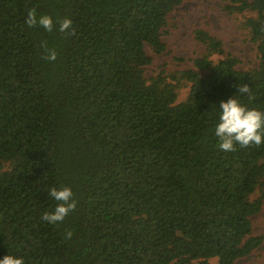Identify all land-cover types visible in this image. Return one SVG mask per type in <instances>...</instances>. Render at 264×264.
Here are the masks:
<instances>
[{"label": "trees", "instance_id": "16d2710c", "mask_svg": "<svg viewBox=\"0 0 264 264\" xmlns=\"http://www.w3.org/2000/svg\"><path fill=\"white\" fill-rule=\"evenodd\" d=\"M183 2L0 0V259L237 264L262 245L253 219L264 205V143L223 151L215 128L230 98L264 111V0L226 7L256 14L243 28L257 69H237L233 55L214 62L223 42L198 29L206 53L195 69L147 78L146 48L167 53L169 16ZM32 8L53 18L52 32L27 26ZM65 18L75 35L59 31ZM45 41L55 61L43 58ZM240 84L251 92L238 94ZM63 186L77 207L43 220L59 203L50 190Z\"/></svg>", "mask_w": 264, "mask_h": 264}, {"label": "rangeland", "instance_id": "374dc122", "mask_svg": "<svg viewBox=\"0 0 264 264\" xmlns=\"http://www.w3.org/2000/svg\"><path fill=\"white\" fill-rule=\"evenodd\" d=\"M231 4L230 0H184L169 16L167 34L163 37L167 44V53L154 55L147 46L146 51L154 56V62L145 68V76L150 78L161 72L171 75L177 71L195 69L193 61L206 53V47L195 37L198 29L208 31L223 42V54L213 55L211 59L214 62L233 55L239 60L237 69H257L260 64L257 46L251 41L249 31L243 28L246 19L255 17L256 14L251 11L230 13L226 7ZM201 73L205 75V72ZM189 91L190 84L182 82L177 103L185 101ZM253 222V235L264 236V205ZM215 263L216 260L213 259L209 264ZM237 264H264V241L255 252L240 259Z\"/></svg>", "mask_w": 264, "mask_h": 264}, {"label": "clouds", "instance_id": "9594fccd", "mask_svg": "<svg viewBox=\"0 0 264 264\" xmlns=\"http://www.w3.org/2000/svg\"><path fill=\"white\" fill-rule=\"evenodd\" d=\"M28 27L37 25L43 27L48 32H52L55 24L53 18L47 14L38 15L37 10L32 8L28 11L25 21ZM59 31L68 36L75 35V29L72 28L71 19L57 21ZM264 30V29H262ZM42 47L45 50L44 59L55 61L57 52L55 49H49L47 42H43ZM238 94H249L251 88L248 84H240ZM221 114L220 122L215 128V135L219 138L218 147L223 151H235L236 145L248 147L250 145L259 146L264 143V111L249 109L241 104L237 98H230L222 101L220 104ZM50 196L59 202L53 212H46L42 219L50 223L63 221L77 207V201L73 199L74 193L71 187L63 186L59 189L53 187L50 190ZM72 233H66V238L70 239ZM0 264H24L22 257L7 255L0 259Z\"/></svg>", "mask_w": 264, "mask_h": 264}]
</instances>
